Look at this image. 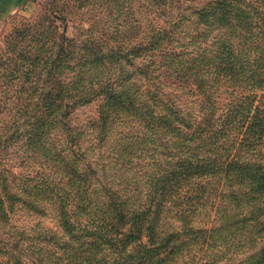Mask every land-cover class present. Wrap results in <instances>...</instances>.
<instances>
[{
    "label": "trees",
    "instance_id": "1",
    "mask_svg": "<svg viewBox=\"0 0 264 264\" xmlns=\"http://www.w3.org/2000/svg\"><path fill=\"white\" fill-rule=\"evenodd\" d=\"M88 14L78 38L41 23L7 37L0 78L18 102L0 124V264L243 250L264 226V0H88ZM233 264H264V248Z\"/></svg>",
    "mask_w": 264,
    "mask_h": 264
},
{
    "label": "rangeland",
    "instance_id": "2",
    "mask_svg": "<svg viewBox=\"0 0 264 264\" xmlns=\"http://www.w3.org/2000/svg\"><path fill=\"white\" fill-rule=\"evenodd\" d=\"M50 2H52V0H23L22 3H19V8L2 14L0 17V61L1 58H5L6 56L7 37L12 34L17 27L41 23L45 27L54 25V27L46 28V31L50 34L55 33L56 36L57 34H64L72 38L82 36V32L88 27V23L91 20V16L88 14V0H53V2L69 8V13H57V15L63 14L62 18L52 16L53 10L50 9ZM13 4H15L14 1L8 0V8H11ZM101 16L102 14L98 15L99 18ZM27 39H23L21 42H26L28 41ZM1 68L2 67H0V70ZM9 84L10 81H7L6 78H0V124L6 123L7 120L12 117L13 112L11 108L13 104L18 102L10 89L13 85ZM98 102L99 99H95L89 103L71 109L69 115L71 124L78 127H85L90 119L97 116ZM14 149L17 148L10 147L9 152L14 151ZM13 166L17 171L23 172L26 170L24 166H20L18 163H15ZM15 218L18 221L24 222L30 219L22 213H19ZM206 220L207 219L203 217H199L196 222L202 224L206 222ZM41 221L48 227H55V221L51 214L41 217ZM251 224H253V222ZM247 238L248 242L243 250L234 253L229 251L226 257H222L214 262L209 261V255L212 250L204 253L203 250L194 249L192 251L195 252L196 255L194 260L187 258L188 260L186 262H182V259H178L171 264H196V262L197 264H233L237 259L245 255L255 254L260 249L264 248V226L260 232L257 231V227L251 226V230L247 233ZM218 248L222 249L223 247L220 246Z\"/></svg>",
    "mask_w": 264,
    "mask_h": 264
},
{
    "label": "crops",
    "instance_id": "3",
    "mask_svg": "<svg viewBox=\"0 0 264 264\" xmlns=\"http://www.w3.org/2000/svg\"><path fill=\"white\" fill-rule=\"evenodd\" d=\"M15 2V4H13V6L11 8H8L7 6V2L8 0H0V17L2 16V14H4L7 11H14L15 9L19 8V3H22L23 0H12Z\"/></svg>",
    "mask_w": 264,
    "mask_h": 264
}]
</instances>
